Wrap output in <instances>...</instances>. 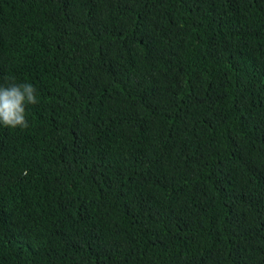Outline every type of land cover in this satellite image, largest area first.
I'll return each mask as SVG.
<instances>
[{
    "label": "trees",
    "instance_id": "obj_1",
    "mask_svg": "<svg viewBox=\"0 0 264 264\" xmlns=\"http://www.w3.org/2000/svg\"><path fill=\"white\" fill-rule=\"evenodd\" d=\"M0 264H264V0H0Z\"/></svg>",
    "mask_w": 264,
    "mask_h": 264
},
{
    "label": "clouds",
    "instance_id": "obj_2",
    "mask_svg": "<svg viewBox=\"0 0 264 264\" xmlns=\"http://www.w3.org/2000/svg\"><path fill=\"white\" fill-rule=\"evenodd\" d=\"M38 103L36 89L30 83L15 82L0 86V124L8 128L26 129V105Z\"/></svg>",
    "mask_w": 264,
    "mask_h": 264
}]
</instances>
